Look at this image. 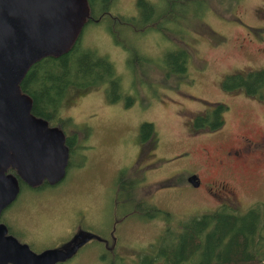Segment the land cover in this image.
Returning a JSON list of instances; mask_svg holds the SVG:
<instances>
[{
    "label": "rangeland",
    "instance_id": "rangeland-1",
    "mask_svg": "<svg viewBox=\"0 0 264 264\" xmlns=\"http://www.w3.org/2000/svg\"><path fill=\"white\" fill-rule=\"evenodd\" d=\"M109 7L114 16L135 14V0H111ZM182 13L188 14V21L172 26L177 31L167 35L131 36V31L127 34L118 28L144 59L150 58L138 78L127 66L126 52L112 42L103 24L82 28L81 46L111 62L120 83L119 96L109 100L104 85L79 94L69 92L59 114L72 123L65 133L84 139L86 148L72 159L77 164L68 167L55 185L35 192L21 190L1 212L0 218L8 224L29 232L22 238L33 251L61 248L78 230L101 235L112 230L119 236L117 250L124 264L134 261L136 253L143 263L142 250L175 229L177 219L223 203L239 213L255 203L264 205V163L255 161L264 153V91L253 96L227 92L221 86L226 75L264 69V0H237L231 6L205 0L180 9ZM175 48L189 53L187 74L179 84L169 79L168 85L160 66L163 56ZM215 103L228 107L221 129L191 132L193 114ZM143 122L153 124L155 143L140 144ZM242 136L253 142L241 143ZM220 145L242 147L243 152L239 156L232 152L224 167L213 159L210 165L203 149ZM124 171L136 185V198L168 211L173 219L162 215L120 219L113 198L117 178ZM194 173L201 179L200 188L186 180ZM211 180L226 181L230 188L208 185ZM102 253V245L92 240L56 264H108L109 254L101 258Z\"/></svg>",
    "mask_w": 264,
    "mask_h": 264
},
{
    "label": "trees",
    "instance_id": "trees-1",
    "mask_svg": "<svg viewBox=\"0 0 264 264\" xmlns=\"http://www.w3.org/2000/svg\"><path fill=\"white\" fill-rule=\"evenodd\" d=\"M203 1L158 0L153 3L151 0H135L134 16H114L109 11L111 0H86L89 13L82 28L87 24H103L112 42L126 52V63L134 78L143 77L150 58L144 59L132 41H126L119 33L118 28L127 34L131 31V36L152 32L167 35L168 32L177 31L172 26L188 21V14H179L180 9ZM217 1L231 6L237 0ZM80 32L66 53L38 59L27 69L19 83L20 92L30 99V113L45 120L48 126L59 128L65 139L71 135L65 133V128L72 123L69 118L61 117L59 112L69 92L79 94L104 85V92L113 101L120 91L119 79L111 62L94 50L82 47L80 38L78 40ZM188 59L189 53L183 48L172 49L163 56V66L160 68L167 83L174 78L176 84L184 80ZM139 71L142 75L137 74ZM221 86L227 92L242 91L262 96L264 69L226 75ZM227 109L224 103L209 104L205 110L193 114L190 131L220 130ZM138 138L140 144L151 140L154 143L153 124L141 123ZM69 151L71 159L74 149L70 147ZM6 172L15 174L10 167ZM18 183L24 184L19 179ZM132 184L134 181L126 177L125 171L120 173L114 190V205L119 207L121 198L126 194L128 198L134 196ZM137 210L142 217L152 218L154 211L155 216L173 219L168 211L154 209L145 202ZM177 220L175 229H169L159 236L152 247L142 250L143 263L140 261L139 264H264L263 204L255 203L245 212L239 213L236 207L223 203L213 210Z\"/></svg>",
    "mask_w": 264,
    "mask_h": 264
},
{
    "label": "water",
    "instance_id": "water-1",
    "mask_svg": "<svg viewBox=\"0 0 264 264\" xmlns=\"http://www.w3.org/2000/svg\"><path fill=\"white\" fill-rule=\"evenodd\" d=\"M86 0H0V215L18 193V179L35 186L64 176V134L30 113L19 83L38 59L67 52L88 17ZM12 168L15 174L7 173ZM199 185L195 175L187 178ZM88 239L67 247L33 251L0 222V264H56Z\"/></svg>",
    "mask_w": 264,
    "mask_h": 264
},
{
    "label": "flooded vegetation",
    "instance_id": "flooded-vegetation-1",
    "mask_svg": "<svg viewBox=\"0 0 264 264\" xmlns=\"http://www.w3.org/2000/svg\"><path fill=\"white\" fill-rule=\"evenodd\" d=\"M68 137H69V139H65V137H64V144H65V146L68 149V157H67V162H66V166H65V172H66V169L68 167H73L74 165L77 164V162H73L72 159H73V156L75 154L76 155L78 154V150L80 148H86V145L84 144V139H78V137H80V136H77L76 134H71ZM241 138H242L241 143L247 144L249 142H253V141L249 140V138H247L245 136H242ZM261 141H264V136L263 135L261 136ZM70 147L74 149V153L72 154L71 159H70V156H69L70 155V151H69ZM203 150H204V152L206 154L207 160L210 161V165H213V162H212V159H213L218 164V166H223V167L227 165L228 159L231 157L232 152H233V154L235 156H239L243 152V148L242 147H240V148H238L237 146H235V147L234 146L225 147V146H221V145L213 148V150H211V151H209V150H207L205 148ZM255 161L258 164H263L264 163V153L260 152L257 155V157L255 158ZM218 168H221V167H218ZM65 172H64V176H65ZM191 175H195L198 178L199 185L196 188H200L201 185H202L200 177L196 173L191 174ZM191 175H189V176H191ZM64 176L58 182L53 183V184H50V183H48L46 181H42L40 184L35 185V186H30V185H27L25 183L22 185V184L18 183V193H17L15 199L7 207H9L17 199L18 195L21 193V190H26L28 192L29 191H34L35 192V191H37L39 189L41 190V189H43V188H45L47 186H52V185H55V184L59 183L60 181L63 180ZM189 176L186 177V180H187V178ZM213 183L216 184V185H219V187L223 188V189L224 188H230V186H228L226 181L211 180V181L208 182V185H212ZM135 187H136V185L132 184V190H133L132 193H133L134 196L128 198L127 194H126V195L123 196L124 198H121V200H120L121 204L119 206V209H120V213L122 215V217H120V219H122V218H124V216H128V215H131V216L132 215H136V216L139 215L140 216V214L138 213L137 208L141 207V203H143V200L139 199V198H136V196H135ZM229 193H231V192L229 191ZM154 209H155V207H154ZM152 212H153L152 214L148 213V215L151 214L153 216L152 218H154V216H155L154 211H152ZM0 222H2L6 226L8 234H10L13 237H15L17 239V241L27 244L30 249L33 248L31 243L26 242L22 238V237H24L26 232H27V235L29 234V232L26 229H24L22 227L19 228V226L16 227L15 226L16 224L15 225L14 224L10 225L3 218H0ZM85 237H88V239L86 241H84L76 249V251L78 249H80L85 243L94 240V241L99 242L102 245L103 253L101 255V258H103V256L105 254H109L111 259L108 262H106V263H108V264H124L125 263L122 260V257L118 254V250H117V248L120 245L119 239H118L119 236L116 234L115 231L112 232V230H110L107 235H101L100 233H97V232L92 231V230L87 231V232L82 231V230H78L76 233H73L72 237L70 239H68L64 243V245L62 247H67L69 244L74 245V244L82 241ZM140 261H141V259L139 257V253H136V259L134 261L130 262L129 264H139Z\"/></svg>",
    "mask_w": 264,
    "mask_h": 264
}]
</instances>
